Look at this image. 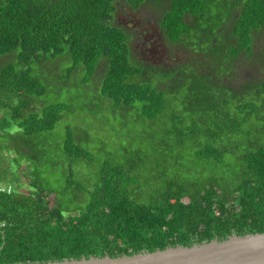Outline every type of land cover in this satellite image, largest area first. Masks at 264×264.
<instances>
[{
  "label": "trees",
  "instance_id": "obj_1",
  "mask_svg": "<svg viewBox=\"0 0 264 264\" xmlns=\"http://www.w3.org/2000/svg\"><path fill=\"white\" fill-rule=\"evenodd\" d=\"M117 1L0 0V163L10 152L16 164L10 181L0 173L12 189L0 191V264L132 256L264 233V0H126L134 11L157 4L166 43L190 52L172 66L135 55L133 33L115 23ZM239 59L254 70L243 72L246 84ZM47 62L67 69L50 84ZM57 81L66 88L56 90ZM85 92L91 101L79 108L89 116L171 119L168 143L151 150L160 161L147 172L130 159L97 169L79 124L54 140L49 133L73 109L68 99ZM185 155L204 162L201 177L144 191ZM64 166L59 197L44 175ZM82 168L93 176L85 180ZM22 178H31L30 191Z\"/></svg>",
  "mask_w": 264,
  "mask_h": 264
},
{
  "label": "rangeland",
  "instance_id": "obj_2",
  "mask_svg": "<svg viewBox=\"0 0 264 264\" xmlns=\"http://www.w3.org/2000/svg\"><path fill=\"white\" fill-rule=\"evenodd\" d=\"M155 5L157 4L145 3L138 10L134 11L127 5L126 0H120L119 2L117 1L115 23L119 26L125 27L127 30L133 33L134 39L132 41V46L134 53L147 62L156 65L166 64L167 66H172L178 62H187L190 52L166 43V38L163 37V33L160 29L162 13L161 10ZM263 44L264 31L260 32L257 47H261ZM46 64L49 65L53 70H46L43 72V74L48 76V84L58 77L56 74L61 72L66 73V66L59 68V63L54 65L52 62H47ZM248 67L249 66L244 65L240 59L238 60L237 70H239V75L241 78L243 72H245L247 77L251 76L253 73L254 70H248ZM77 79L79 80L80 77H77ZM241 83L246 84L244 79L241 80ZM53 87L58 91H62L66 88L62 81L61 83H58V81L55 82ZM88 90L90 92L93 91L90 88ZM72 92L80 91L73 87ZM82 94L83 96L80 98L70 97L68 99V102L71 104L73 109L69 116L63 118L56 125L55 129L49 133V135L54 138V140H61L65 137L68 124L73 127H76L79 124V127H81L82 130H86L90 134V140L87 144H85V147L89 150L94 149L97 152V155L92 157L93 164L97 165V169L100 164L105 161H110L115 164H124L130 159L131 161L134 160L136 163H138L141 168L147 172L149 170L147 165H152V163L156 162V159L160 161L157 153L151 150L156 148L155 146L160 148L162 141H166L168 143L166 139V133H168L169 130L174 126V123L171 121V119L164 121L159 125H152V123H148V121L144 119L133 118L131 115L123 116L118 112L115 115L108 112H101L89 116L86 115L85 111L79 107H82L90 102L92 94L87 92ZM60 99L64 100L63 97ZM108 108L109 107L106 105L105 109ZM184 126L187 129L186 125ZM157 143H159V146ZM172 143L173 142L171 141V144ZM136 149L140 151L138 157L131 154V151ZM167 151H170V148H168ZM2 154L5 158L3 162L0 163V173H7L9 177L7 181H10V178L13 174L16 176V164L13 162L10 152H2ZM186 154H191V150L186 152ZM161 156H163V153ZM234 160L235 158L233 157H226L225 163H236ZM201 163L204 162H202V160L191 158V156L185 155L182 160H180L178 165H175L173 162L167 169L161 168L159 171L160 173H163L161 177L157 178L156 182L153 179L152 183L154 184H143V187H145L144 191L148 193L156 188L161 190V188L164 187L166 181L170 180L171 178L178 177L179 175L187 180L193 176L197 178L201 177L203 175L201 171L204 169V166ZM24 172L26 171L24 170ZM68 172V167L65 169L64 166L63 170H60L56 173L57 177L55 178H53V175L51 174L44 175V180L48 181V185L50 187H52V185L56 187L58 191L55 195L59 197H61V191L64 190ZM152 173L146 174L151 175L152 177ZM91 175L93 176L92 169H81V176L85 177V180L91 178ZM207 176L208 173L204 175L205 178H207ZM30 179L31 178H22L20 180V184L22 185L21 188L25 192L30 191V187L27 185V180ZM2 186L8 187L6 185ZM54 197L55 196L52 195L51 199L54 200ZM184 201L187 203L189 200L186 198Z\"/></svg>",
  "mask_w": 264,
  "mask_h": 264
},
{
  "label": "water",
  "instance_id": "obj_3",
  "mask_svg": "<svg viewBox=\"0 0 264 264\" xmlns=\"http://www.w3.org/2000/svg\"><path fill=\"white\" fill-rule=\"evenodd\" d=\"M20 264H264V233L232 235L193 246H176L132 256L90 257L48 263Z\"/></svg>",
  "mask_w": 264,
  "mask_h": 264
},
{
  "label": "built area",
  "instance_id": "obj_4",
  "mask_svg": "<svg viewBox=\"0 0 264 264\" xmlns=\"http://www.w3.org/2000/svg\"><path fill=\"white\" fill-rule=\"evenodd\" d=\"M0 191L1 192L11 193L12 189H11V187H5V186L0 185Z\"/></svg>",
  "mask_w": 264,
  "mask_h": 264
}]
</instances>
